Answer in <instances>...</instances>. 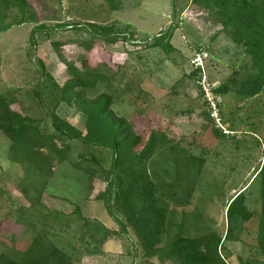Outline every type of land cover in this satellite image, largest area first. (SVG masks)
Wrapping results in <instances>:
<instances>
[{"label":"rangeland","instance_id":"rangeland-1","mask_svg":"<svg viewBox=\"0 0 264 264\" xmlns=\"http://www.w3.org/2000/svg\"><path fill=\"white\" fill-rule=\"evenodd\" d=\"M121 1V8L111 11L105 0H28L29 11L48 31L36 34V46L30 44L31 31L37 25L34 22L0 33V95L20 88L15 94V108L25 109L41 121L44 132L52 133L48 113L60 97L54 83L63 86L68 79L62 55L76 63L89 56L119 66L99 63L98 70L112 78V88L102 84L88 95L93 98L110 91L114 113L131 123L133 132L143 137L137 151L153 134L156 139L160 134L166 137L165 144L156 147L145 162L160 197L169 203L164 243L179 231L190 237L209 232L225 237L230 223L233 232L224 242L228 263L264 264V251L259 250L257 239L263 205L257 172L264 165V91L244 101L233 93L224 95L222 111L235 135H216L190 62L194 54L204 51L206 74L218 86L250 71L244 46L221 30L213 14L191 6V0ZM6 14L5 23L20 18L16 8ZM89 22L115 23L123 29L128 26L141 42L161 31L172 33L171 43L176 51L146 49L154 40L140 45H108L99 41L110 55L102 54L103 50L88 53L82 44L93 38L84 27L77 29L76 25ZM52 42L64 44L62 55ZM40 61L52 80L44 75ZM57 112L85 130L86 116L75 103L62 102ZM70 143L69 159L57 165L47 178L28 161L14 160L20 156L12 153L11 140L0 131V253L18 259L31 240L41 234L70 254L74 264H173L145 259L134 231L122 232L103 201L97 199L106 183L102 179L90 183L87 175L73 165L82 154L83 166L94 157L108 167L111 150L83 147L79 141ZM58 144L62 146L61 142ZM28 190L34 196H26ZM243 191L245 204L255 216L236 223L228 221L227 206ZM77 206L82 219L75 211ZM83 219L103 224L115 235L105 247L101 246L90 237V233L98 234V229L85 225ZM92 248H104L111 255L104 258L86 254Z\"/></svg>","mask_w":264,"mask_h":264},{"label":"trees","instance_id":"trees-1","mask_svg":"<svg viewBox=\"0 0 264 264\" xmlns=\"http://www.w3.org/2000/svg\"><path fill=\"white\" fill-rule=\"evenodd\" d=\"M105 2L111 11H117L122 6L121 0ZM191 6L213 14L217 23L221 25V30L236 44L244 46V55L249 58L250 71L242 78L235 75L224 80L217 86L215 92L222 96L233 93L242 101L260 95L264 91V0H191ZM15 8L20 11V18L5 23L6 12ZM32 22L37 25L31 31L30 44L36 46V34L47 32L48 28L39 21L35 13L29 11L28 0H0V33L15 25ZM72 25L70 24L71 27ZM76 27L77 29L84 27L93 38L92 41L82 44L88 53L103 50L102 54L110 55L99 41L108 45L118 43L140 45L139 43L154 40L145 48H161L167 53L176 51L171 43L172 33L165 31L148 37L146 42H141L138 34L128 30V26L123 29L115 23L89 22L85 25L78 23ZM52 46L62 55L64 46L62 42H52ZM62 62L66 65L68 79L63 86L54 83L60 97L48 113L54 132H44L41 129V121L31 117L25 109L15 108L18 101L15 94L21 90L20 88L9 90L7 95H0V131L11 140L12 153L20 156L14 160L20 163L28 161L48 178L53 175L57 165L69 159L72 141L81 142L83 147L97 146L110 149L112 160L108 167L101 165L94 157L91 158V163L83 166L82 154L73 165L87 175L90 183H93L94 179H102L106 183L105 190L98 194L97 199L103 201L108 215L122 232L128 233L130 229L134 231L145 259L156 258L161 263L170 261L173 264H229L228 256L224 252V242L228 233L233 232L230 223L225 237L218 232L190 237L179 231L172 240L164 243L169 203L160 197L156 183L145 168V162L156 147L165 144L166 137L160 134L161 136L156 139L153 134L137 151L143 143V137L133 132L131 123L114 113L111 108L114 99L110 91L99 93L93 98L88 95L102 84L107 89L112 88V78L99 71L98 64L102 63V66L109 67H114L115 64H111V61L103 62L100 58L93 60L89 56L76 63L68 61L64 55ZM40 65L44 75L52 80L53 76L45 71L41 61ZM200 74V71H194L196 81ZM62 102L68 105L75 103L79 111L86 116L84 131L58 114L57 108ZM211 125L213 126V123ZM214 132L221 135L216 129ZM58 142H61L62 146ZM258 176L261 177L263 205L258 220L257 239L259 250L264 251V165ZM33 194L32 190L25 193L28 197ZM227 207L228 221L231 222L236 223L238 219L248 220L255 216L245 204L244 191L233 197ZM75 211L82 219L80 206H77ZM83 220L85 225H93L98 229L99 233L95 235L90 233V237L101 246L115 235L112 229L103 224ZM181 228L180 225V230ZM100 248L87 249L86 254L99 256L102 254ZM0 264H74V259L65 250L51 243L46 235L38 234L25 247L20 258L0 253Z\"/></svg>","mask_w":264,"mask_h":264},{"label":"built area","instance_id":"built-area-1","mask_svg":"<svg viewBox=\"0 0 264 264\" xmlns=\"http://www.w3.org/2000/svg\"><path fill=\"white\" fill-rule=\"evenodd\" d=\"M191 66L200 71V78L197 80V83L201 89L204 101L206 103L207 112L209 118L211 119L213 126L218 130L222 135L230 137L235 135V132L230 130L227 126L225 117L222 111L223 96L215 92L217 85L214 82H211L206 74V54L204 51L197 52L193 55L190 60Z\"/></svg>","mask_w":264,"mask_h":264},{"label":"crops","instance_id":"crops-1","mask_svg":"<svg viewBox=\"0 0 264 264\" xmlns=\"http://www.w3.org/2000/svg\"><path fill=\"white\" fill-rule=\"evenodd\" d=\"M233 95V94H232ZM260 169H261V167L258 169V172L260 171ZM257 172V173H258ZM242 190V189H241ZM111 240L109 239V241H106L103 245H104V247L110 242ZM102 254L101 255H99V257H104V258H106V256H110V255H108L109 253H111L110 251H108V250H106V249H104L103 248V250H102V252H101ZM118 253H120V252H118ZM94 256V255H93ZM87 257H92V256H87ZM88 263H90V262H88Z\"/></svg>","mask_w":264,"mask_h":264}]
</instances>
